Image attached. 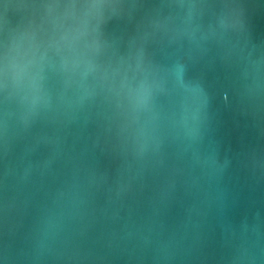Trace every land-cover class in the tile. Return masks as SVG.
<instances>
[{
  "label": "water",
  "instance_id": "1",
  "mask_svg": "<svg viewBox=\"0 0 264 264\" xmlns=\"http://www.w3.org/2000/svg\"><path fill=\"white\" fill-rule=\"evenodd\" d=\"M0 264H264V0H0Z\"/></svg>",
  "mask_w": 264,
  "mask_h": 264
}]
</instances>
